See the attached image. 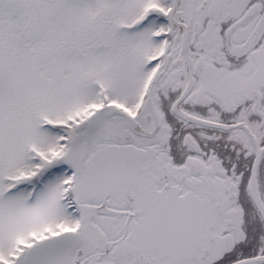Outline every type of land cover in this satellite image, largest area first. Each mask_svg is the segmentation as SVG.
<instances>
[{"label": "snow or ice", "instance_id": "1", "mask_svg": "<svg viewBox=\"0 0 264 264\" xmlns=\"http://www.w3.org/2000/svg\"><path fill=\"white\" fill-rule=\"evenodd\" d=\"M0 264H264V0H0Z\"/></svg>", "mask_w": 264, "mask_h": 264}]
</instances>
